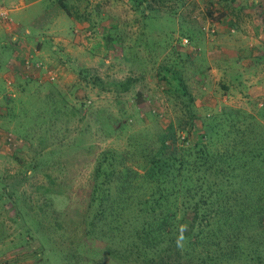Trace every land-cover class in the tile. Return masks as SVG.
<instances>
[{"label": "rangeland", "instance_id": "rangeland-1", "mask_svg": "<svg viewBox=\"0 0 264 264\" xmlns=\"http://www.w3.org/2000/svg\"><path fill=\"white\" fill-rule=\"evenodd\" d=\"M47 1L9 8L26 12L20 20L34 33L33 10L51 8ZM235 7V0H92L80 9L89 20L47 40L42 53L35 50L37 35L20 30L24 57L43 68L30 81L16 75L12 91L0 75V264H106L105 242L86 246L82 234L96 158L107 149L126 150L131 139L151 142L155 132L175 126L186 111L170 103L172 72L187 84L200 126L231 137L244 130L248 147H264V77L240 81L231 54L248 49L242 61L249 69L258 64L264 75V60L248 52L260 47L252 43L264 44V34ZM0 19L10 22L7 14ZM127 78L135 81L130 91L115 95V83Z\"/></svg>", "mask_w": 264, "mask_h": 264}, {"label": "trees", "instance_id": "trees-1", "mask_svg": "<svg viewBox=\"0 0 264 264\" xmlns=\"http://www.w3.org/2000/svg\"><path fill=\"white\" fill-rule=\"evenodd\" d=\"M36 63L23 61L28 81ZM171 76L170 103L186 112L151 142L131 139L126 150L97 156L82 215L84 245L105 242L106 264H264V147H248L244 130L231 137L200 126L183 77ZM134 82L115 83L113 93H128ZM222 138L231 142L219 148Z\"/></svg>", "mask_w": 264, "mask_h": 264}, {"label": "crops", "instance_id": "crops-1", "mask_svg": "<svg viewBox=\"0 0 264 264\" xmlns=\"http://www.w3.org/2000/svg\"><path fill=\"white\" fill-rule=\"evenodd\" d=\"M3 0L4 7H0V9H4L7 12V17L10 19V22L3 21L0 19V38H2L3 41H0V75L3 74L4 78H7L5 80L6 87L8 90L12 91V86L15 85V79L16 75L20 74V76H23L25 74V70L23 69L22 63L26 59L24 55L28 52H24L21 50L22 47L26 46V39L22 35H20V30L23 31V33L28 34L27 37L30 34L29 26L26 25L25 21L20 20L22 18V15L26 12H21L20 15L18 14L19 11H16L17 9L20 10L21 8L27 9L28 7L33 5L36 2H41L43 0ZM249 1L254 0H235L236 7L238 11H241L245 13L244 16L235 13L236 16L239 15V17H246V20L251 21V23H254V30L256 29L257 32H259L258 36L261 37L264 34V13L256 14L255 6L257 7L258 3H249ZM262 3H259L264 7V0H258ZM257 1V2H258ZM20 5L21 8L17 9H10L11 3ZM47 2L51 3L52 7H48L45 10L34 9L32 14H36V18H34L30 22V25H32L34 28L37 29L34 33L37 37L35 38L36 41V48L35 50L39 53H42V50L47 48V40L53 39V37L58 36L60 32L71 29L74 26H78L80 23H84L86 20V16H82L81 8L89 5L92 0H48ZM256 2V1H254ZM66 5L67 8L64 6ZM245 8V9H244ZM252 9H254L252 11ZM264 9V8H263ZM13 10L16 11L13 18L10 17V14L13 12ZM73 10H78L79 16H70L68 15V11L70 14H72ZM236 11V9H235ZM65 13L67 16H63L62 13ZM85 12V11H84ZM21 16V17H20ZM258 16H261V19H258ZM23 19V18H22ZM2 25V26H1ZM69 27V28H68ZM252 34L254 35V32L252 31ZM260 41H256L252 44H260L259 48L256 46L254 49L249 50L248 52H251V54L257 55V60H264V44L259 43ZM22 43V44H21ZM246 46V45H244ZM244 50L248 49H236V51H233V56L235 61V75H241L240 81H248V77L251 78L250 81H260L261 77H264L263 73L261 74L260 66L256 64L258 67H254V65L250 61V65H253L252 69H249L248 64L246 61H242V53ZM4 51H10L11 56L7 58L5 56ZM22 52V53H21ZM35 52V53H37ZM224 52V51H223ZM248 52L245 54L247 55ZM34 54V53H33ZM21 58V59H20ZM21 60V62H20ZM233 61H230L232 63ZM229 63V64H230ZM251 71V73H249ZM257 71L256 76L254 77V73ZM8 76V77H7ZM36 76V75H35ZM10 77V78H9ZM37 77V76H36ZM21 81H26L24 78H22ZM234 81H239L235 80Z\"/></svg>", "mask_w": 264, "mask_h": 264}, {"label": "built area", "instance_id": "built-area-1", "mask_svg": "<svg viewBox=\"0 0 264 264\" xmlns=\"http://www.w3.org/2000/svg\"><path fill=\"white\" fill-rule=\"evenodd\" d=\"M7 14L6 13V11H2V10H0V16H2V17H4V14ZM5 17H6V15H5ZM183 42L184 43H187V40H183ZM25 65H26V68L28 69V66H29V62L28 61H25ZM35 67H36V70H40V69H42L43 68V65L41 64V63H36L35 64ZM48 76H50V79L51 80H53L54 78H53V76H52V72L50 71V72H48ZM8 142H9V144L11 145L12 144V138H8ZM13 145H14V147L16 146V144L15 143H13Z\"/></svg>", "mask_w": 264, "mask_h": 264}, {"label": "water", "instance_id": "water-1", "mask_svg": "<svg viewBox=\"0 0 264 264\" xmlns=\"http://www.w3.org/2000/svg\"><path fill=\"white\" fill-rule=\"evenodd\" d=\"M188 223H189L188 221H185V222H184V225H188Z\"/></svg>", "mask_w": 264, "mask_h": 264}]
</instances>
